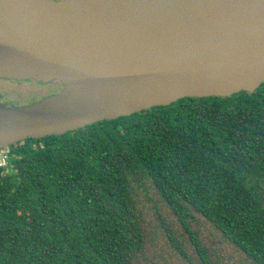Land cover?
<instances>
[{"label": "trees", "instance_id": "trees-1", "mask_svg": "<svg viewBox=\"0 0 264 264\" xmlns=\"http://www.w3.org/2000/svg\"><path fill=\"white\" fill-rule=\"evenodd\" d=\"M8 152L0 264H140L151 223L139 198L148 187L205 264L189 226L195 214L246 260L264 264V83L27 137Z\"/></svg>", "mask_w": 264, "mask_h": 264}, {"label": "water", "instance_id": "water-1", "mask_svg": "<svg viewBox=\"0 0 264 264\" xmlns=\"http://www.w3.org/2000/svg\"><path fill=\"white\" fill-rule=\"evenodd\" d=\"M0 76L64 78L0 108V149L264 83V0H0Z\"/></svg>", "mask_w": 264, "mask_h": 264}, {"label": "rangeland", "instance_id": "rangeland-1", "mask_svg": "<svg viewBox=\"0 0 264 264\" xmlns=\"http://www.w3.org/2000/svg\"><path fill=\"white\" fill-rule=\"evenodd\" d=\"M20 88L25 92L33 90L45 93L57 89V86L52 84L38 86L33 83H25ZM41 96L43 95L36 94L35 97L40 98ZM4 148L10 150L11 145ZM143 191L139 203L146 212V219L151 225H146L148 243L141 255L143 257L140 264H205L196 251V245L190 240L189 233L178 218L171 213L150 187L144 188ZM163 221L169 225H164ZM189 226L206 250L202 254L207 255L212 264H252L246 260V256L241 250L222 237L220 235L222 233L200 215L195 214V217L190 219ZM167 228L176 236V241H180L185 254L181 253L182 250L172 243ZM186 255L188 257H185Z\"/></svg>", "mask_w": 264, "mask_h": 264}, {"label": "flooded vegetation", "instance_id": "flooded-vegetation-1", "mask_svg": "<svg viewBox=\"0 0 264 264\" xmlns=\"http://www.w3.org/2000/svg\"><path fill=\"white\" fill-rule=\"evenodd\" d=\"M51 1L60 2L62 0H51ZM25 83H30V84L33 83L34 85H38V86L52 84V85H56L57 89L45 93H38V92H34L33 90H30L29 92H25L22 88H20L22 84ZM66 86H67V82L64 78H53L46 80V79H38L35 77L15 78V77L0 76V108L3 106L19 107V106L30 105L50 95H54L62 92L66 88ZM36 94H41L43 96H41L40 98H36L35 97Z\"/></svg>", "mask_w": 264, "mask_h": 264}, {"label": "built area", "instance_id": "built-area-1", "mask_svg": "<svg viewBox=\"0 0 264 264\" xmlns=\"http://www.w3.org/2000/svg\"><path fill=\"white\" fill-rule=\"evenodd\" d=\"M9 164V152L5 148L0 149V167H6Z\"/></svg>", "mask_w": 264, "mask_h": 264}]
</instances>
